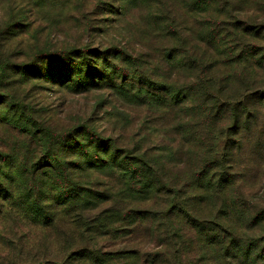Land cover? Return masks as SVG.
<instances>
[{"label": "trees", "instance_id": "trees-1", "mask_svg": "<svg viewBox=\"0 0 264 264\" xmlns=\"http://www.w3.org/2000/svg\"><path fill=\"white\" fill-rule=\"evenodd\" d=\"M255 1L175 0L180 15L171 21L189 27L180 43L187 47L161 54L171 68L164 75L139 71L137 60L117 47L46 56L60 65L48 77L53 86L81 94L106 89L150 112H176L175 140L155 146L156 157L84 124L58 133L32 110H17L13 96L0 95V219L13 216L45 228L66 221L59 245L69 251L81 243L68 257L72 264H227L232 251L250 249L237 232L235 178L225 176L226 155L215 158L214 141L231 137V127L238 136L244 117L217 95L237 85L264 101V20L248 15L259 8ZM174 37L180 41L178 32ZM92 174L111 184L96 192ZM174 200L182 203L172 206ZM113 247L120 248L108 250ZM253 257L241 256L245 262Z\"/></svg>", "mask_w": 264, "mask_h": 264}, {"label": "rangeland", "instance_id": "rangeland-1", "mask_svg": "<svg viewBox=\"0 0 264 264\" xmlns=\"http://www.w3.org/2000/svg\"><path fill=\"white\" fill-rule=\"evenodd\" d=\"M254 5L259 8L250 10L249 17L264 20V0H256ZM177 7L175 0H0V95L13 96L19 103L17 110H32L42 125L58 133L84 124L107 138H120L116 139L120 144L148 148L149 156L156 157L155 146L175 140L172 132L176 112L171 116L150 112L106 89L81 94L70 86H53L48 77L60 68L59 61L48 62L45 58L61 57L62 52L73 48L117 47L137 60L139 71L164 75L171 68L161 62V54L187 47L180 43L187 40L189 27L171 21L180 15ZM174 31L180 34L179 42L176 37L172 39ZM249 58L259 63L253 56ZM25 72L32 77L27 79ZM43 76L46 80L41 79ZM231 90V94L217 97L223 103L237 105L244 117L238 136L233 135L231 127V137L225 133L214 141L215 158L221 160L226 155L224 174L235 178L237 232L239 241L246 247L250 244V249L232 251L233 256L224 263L236 264V260L241 264H264V101L249 98L252 92L245 94L237 85ZM246 114L250 120L246 121ZM92 179L99 184L92 187L96 192L104 191V185L110 183L95 174ZM181 203L174 200L171 205ZM221 215L223 222L231 224L225 212ZM61 224L68 223L56 221L45 228L5 215L0 219V264H72L67 263L68 257L81 243L64 250L58 241ZM249 253L254 259L245 262L241 256Z\"/></svg>", "mask_w": 264, "mask_h": 264}]
</instances>
